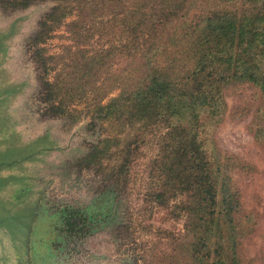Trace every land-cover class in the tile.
<instances>
[{"label": "rangeland", "instance_id": "obj_1", "mask_svg": "<svg viewBox=\"0 0 264 264\" xmlns=\"http://www.w3.org/2000/svg\"><path fill=\"white\" fill-rule=\"evenodd\" d=\"M59 3L38 0L12 9L0 2V264H199L191 255L182 256L177 244L187 234L185 220L161 207L152 210L146 202L157 139L148 138L137 154L132 148L137 159L119 183L108 172L123 144L118 140L126 138L118 135L124 129L93 113L90 100L70 105L63 115L53 114L44 101L45 83L60 67L43 75L35 50L57 56L80 49L94 56L108 47L97 30L85 47L74 44L66 24L78 11L34 46L32 39ZM111 66L96 77L97 88L117 74L120 61L112 60ZM131 68L125 62L119 74ZM122 86L111 80L103 103ZM97 91L93 85L90 95ZM225 96L226 114L208 124L203 137L241 207L242 262L264 264V96L250 84L228 86ZM114 138L113 159L84 160L101 141ZM68 211L88 218L72 234L63 219ZM165 231L171 233L168 240ZM155 242L156 249L146 253L144 247Z\"/></svg>", "mask_w": 264, "mask_h": 264}, {"label": "trees", "instance_id": "obj_2", "mask_svg": "<svg viewBox=\"0 0 264 264\" xmlns=\"http://www.w3.org/2000/svg\"><path fill=\"white\" fill-rule=\"evenodd\" d=\"M36 1L0 0L12 9ZM59 1L32 39L34 46L78 11L76 20L66 24L74 44L85 47L97 30L108 47L94 56L80 49L57 56L35 50L43 75L60 67L43 92L53 114H66L70 105L90 100L93 113L124 129L118 135L126 138L118 140L123 144L108 172L119 183L138 149L148 138L157 139L146 202L152 210L161 207L185 220L187 234L177 240L182 256L191 255L199 264H243L237 224L241 207L203 134L226 114L228 86L250 84L264 96V0ZM114 59L120 61L117 74L97 88L96 77ZM128 61L132 68L119 74ZM111 80L123 86L104 104ZM93 85L98 90L94 97ZM114 140L101 141L84 160L113 159ZM63 219L70 234L88 222L80 211H68ZM170 234L164 232L166 240ZM157 243L146 245V253Z\"/></svg>", "mask_w": 264, "mask_h": 264}]
</instances>
